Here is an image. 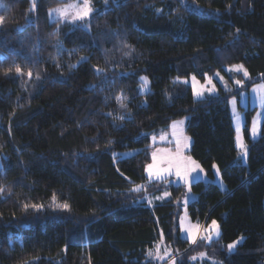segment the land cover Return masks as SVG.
Returning <instances> with one entry per match:
<instances>
[{"label":"trees","instance_id":"obj_1","mask_svg":"<svg viewBox=\"0 0 264 264\" xmlns=\"http://www.w3.org/2000/svg\"><path fill=\"white\" fill-rule=\"evenodd\" d=\"M67 2L2 0L0 264H150L160 234L176 264L200 253L264 264V119L253 141L255 110L245 112L244 164L229 107L238 91L196 100L183 83L242 65L245 89L264 84V0H91L87 20L51 21ZM179 120L188 155L209 179L216 165L226 185H191L190 219L215 220L220 236L190 249L179 228L185 188L145 173L151 137ZM165 188L170 199L145 205Z\"/></svg>","mask_w":264,"mask_h":264},{"label":"rangeland","instance_id":"obj_2","mask_svg":"<svg viewBox=\"0 0 264 264\" xmlns=\"http://www.w3.org/2000/svg\"><path fill=\"white\" fill-rule=\"evenodd\" d=\"M183 5L187 4L185 3V0H180ZM79 0H68L67 3L61 5L57 8H63L65 5L71 4V3H78ZM92 6V2H91ZM54 8V9H57ZM4 9V6L2 4V0H0V20H1V13ZM30 9L34 10L33 8V0H30ZM93 9V8H92ZM53 10V9H51ZM93 12L90 13L88 17H86L83 20L77 19L72 20V12L70 11L68 16L63 17L60 16L55 11H49V19L51 21H66L73 24H77L80 21L87 20ZM233 67H229L226 69L225 74L219 73V75L215 74L212 77H207L204 81L199 80L195 76H191L187 80H183V83L188 85L191 88L192 94L194 99L196 100H203L208 99L211 97H216L220 93V89L224 92H232V91H238L239 96L238 98H232L229 102L230 112H231V118H232V124L235 131V145L239 152V158L240 160L245 164L247 160V154H244V150H242L238 146L237 137L239 136L243 144L246 146L247 150V142L244 134V128L246 124V113L250 110H255L251 127L249 130V137L251 140L256 141L259 139L261 134V126L262 121L264 119V89H261L260 86H264L263 83H257L253 86H251L248 90L245 89V83L249 79V76H245L243 71H235L232 70ZM244 69V68H243ZM245 70V69H244ZM193 77H195V80H193ZM211 80V83L209 84L207 81ZM237 81H240V83H237ZM195 85V90H194ZM139 90L141 94H146L150 91V82L149 79L145 76L140 78V85ZM200 91L202 94L197 95L196 92ZM239 107H242L244 111L239 110ZM239 118V119H237ZM255 124V134H253L252 129ZM182 122L181 120L176 121L172 125V139L177 143L179 141V149L177 148V151L175 153H172L171 151L164 150V149H158V150H151L152 154V161L148 165V168L146 170V175L153 179V177H164L169 173H174V175L177 177V179L180 181L179 185H182L186 190V196L182 203L183 212L181 214L180 220H179V228H180V237L183 240L189 241V249L195 248L198 241L201 240H207V243L211 242L212 240H216L219 237H216L215 232L209 228L211 224L204 227V224H200L198 222H194L190 219L188 212H187V206L189 203L193 202L196 199V196L191 192V185L193 183H196L198 181L204 182V183H214L216 184L222 191L226 190V185L222 180V177L220 175V171L216 165L213 166L212 172H213V178L209 179L201 167V165L194 160L191 156L184 157L181 153V148L183 147L184 140L186 139L188 142H191L192 139L186 135L185 129L183 133L181 132ZM184 136V137H183ZM163 138H168V135H163L161 140ZM185 138V139H184ZM137 153V151H130L123 154V157H127L130 155H133ZM153 154H155L156 159L154 160ZM190 158V160L188 159ZM187 161L188 163H185ZM191 161H194L195 164L199 165L198 168H194ZM171 162V163H169ZM177 163H180L181 166L179 168V175H177ZM155 165L151 169V175L149 166ZM161 169H170L169 171H160V175L157 176L156 173L158 170ZM202 169V171H201ZM199 176V179L193 180V177ZM162 178V179H164ZM161 179V178H158ZM176 181L175 179H170V181ZM164 182V181H163ZM167 182V184H168ZM158 183V182H157ZM171 198L170 191L168 189H164L160 194H151L147 195L143 202L145 205L149 208L154 207L157 204H161L164 201ZM183 223V227H181V224ZM218 225V224H217ZM190 226H199L198 228H192L190 230ZM219 227V226H218ZM220 232V228H219ZM211 237L209 239L208 237ZM220 236V235H219ZM195 240V242H193ZM243 238H239L235 246L232 249L228 248V252H234L239 244H241ZM205 254V253H204ZM178 257V254H174L171 250V248L165 243L164 237L162 234H160V240L157 243V245L150 251L147 252V261L150 262V264H176L175 260ZM195 259H191V262L196 264H223L222 262H219L218 260L208 257L206 254L204 256H201L200 254L194 256Z\"/></svg>","mask_w":264,"mask_h":264},{"label":"snow or ice","instance_id":"obj_3","mask_svg":"<svg viewBox=\"0 0 264 264\" xmlns=\"http://www.w3.org/2000/svg\"><path fill=\"white\" fill-rule=\"evenodd\" d=\"M34 7H35V0H33V8ZM50 11H55L56 13H58L60 16H63V17L68 16L69 12L71 11L72 12L71 19L74 21V20H77V19H80V20L85 19L86 17H88L90 15V13L93 11V9H92V6H91V0H79L78 3H71V4H68V5H65L63 8H57V9H53V10H50ZM0 22H2V21H0ZM232 70L243 71L245 76L248 75L247 71L243 69L242 65L233 66ZM16 71H17V73H19L21 71V69L19 67H17ZM28 75L31 76V72H29ZM217 75H219V73H217ZM193 80H195V77H193ZM207 82L210 84L211 80L209 79ZM237 83H240V81H237ZM260 87H261V89H264V86H260ZM194 90H195V85H194ZM196 94L199 96L202 93L200 91H197ZM237 119H239V118H237ZM255 131H256V128H255V124H254L253 129H252L253 134H255ZM237 142H238V146L242 150H244V154L246 155L247 154L246 146L243 144V142L241 141L239 136L237 137ZM177 147L179 149V141H177ZM153 158H154V160L156 159L155 154H153ZM188 159L190 160V158H188ZM169 163H171V162H169ZM191 163L194 166L193 170L195 168L199 167V165L195 164L194 161H191ZM180 166H181V164L177 163V169H178L177 175H179ZM153 167H155V165H150L149 166L150 175H151V169ZM169 170L170 169L158 170L156 175L159 176L160 175V171H169ZM201 171H202V169H201ZM197 179H199L198 175L193 177V180H197ZM0 190H2V189H0ZM25 207H27V206H25ZM33 207H35V206H33ZM65 207H67V205H65ZM183 226L184 225L182 223L181 227H183ZM198 227L199 226H190V230L192 228H198ZM209 228L215 232L216 237H219V235H220L219 227H218V225H217L215 220L212 221V223L209 226ZM208 238L211 239L210 236ZM193 242H195V240H193ZM236 243L237 242H233L232 244H229L227 247L229 249H232L235 246ZM200 255L204 256L205 254L204 253H200ZM192 259H195V257H193Z\"/></svg>","mask_w":264,"mask_h":264},{"label":"crops","instance_id":"obj_4","mask_svg":"<svg viewBox=\"0 0 264 264\" xmlns=\"http://www.w3.org/2000/svg\"><path fill=\"white\" fill-rule=\"evenodd\" d=\"M181 122H182L181 132L183 133V131L185 129L186 120H181ZM173 123H175V122H173ZM173 123L170 125V127L167 131L160 133L158 136L151 137V150L152 149L158 150L161 148L164 150L171 151L172 153H175L177 151V148H178L177 143L172 139V125H173ZM163 135H168V138H163V140H161ZM191 145H192L191 142H188L186 139L184 140L183 147L181 148V153L183 155V159H185L184 157L188 156ZM151 150H150V152H151ZM151 156H152V154H151ZM185 163H188V162L185 161ZM147 168H148V166H147ZM147 168H146V170H147ZM145 173H146V171H145ZM158 178H161V179H158ZM162 178H164V177H153V179H151L147 176V179L149 182H163V181H168L170 179L177 180L178 185L180 182L177 179V177L174 175V173H169L165 176L164 179H162Z\"/></svg>","mask_w":264,"mask_h":264},{"label":"water","instance_id":"obj_5","mask_svg":"<svg viewBox=\"0 0 264 264\" xmlns=\"http://www.w3.org/2000/svg\"><path fill=\"white\" fill-rule=\"evenodd\" d=\"M168 185H173V186H177L178 185V183L176 182V181H170V182H168Z\"/></svg>","mask_w":264,"mask_h":264}]
</instances>
